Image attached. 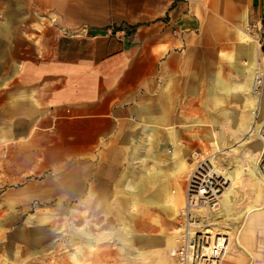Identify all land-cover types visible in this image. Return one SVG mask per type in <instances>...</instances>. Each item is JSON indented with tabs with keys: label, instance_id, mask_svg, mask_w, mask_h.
Returning a JSON list of instances; mask_svg holds the SVG:
<instances>
[{
	"label": "crops",
	"instance_id": "0c3cea01",
	"mask_svg": "<svg viewBox=\"0 0 264 264\" xmlns=\"http://www.w3.org/2000/svg\"><path fill=\"white\" fill-rule=\"evenodd\" d=\"M5 4L17 6L20 17L24 12V22L37 23L39 40L17 68L12 62L4 68L8 75L17 70L0 90V141L10 167H19L26 183L33 171L65 167L67 197L83 200L117 197L146 152L154 159L155 150L172 143V127L187 118L188 103L201 114L200 103L227 102L223 89L234 84L232 69L250 73L258 46L249 36L256 38L264 23V0ZM257 73L246 82L248 102L254 94L264 97V84L258 93L250 90Z\"/></svg>",
	"mask_w": 264,
	"mask_h": 264
},
{
	"label": "rangeland",
	"instance_id": "374dc122",
	"mask_svg": "<svg viewBox=\"0 0 264 264\" xmlns=\"http://www.w3.org/2000/svg\"><path fill=\"white\" fill-rule=\"evenodd\" d=\"M5 1L9 3L0 0V90L17 73L15 69L8 75L4 68L39 47L37 23L24 22V12L20 17L19 8L9 7ZM249 37L258 46L256 65L250 73L232 69L234 84L223 89L228 101L214 103L212 108L200 103L204 107L201 114L193 111L194 103H188L187 118L176 120L172 127L176 130L172 143L155 150L154 159L146 152L139 160L140 171L118 188L113 199L67 197L65 167L33 171L27 175V183L19 181V167H10L7 145L0 141V264H177L171 252L177 245V217L185 203L186 179L197 162L212 157L226 169L243 155L250 158L260 144L264 153V97L254 95L248 102L246 93L252 70L263 73L259 85L264 84L263 49L257 36ZM237 46L243 49L241 38ZM174 151L186 160L187 168L174 172L172 164L178 159ZM260 160L259 177L241 170L234 182L240 199L234 202L233 213H243L235 217L220 203L205 222L216 234L234 237L223 258L229 264L248 261V254L235 243L238 236L252 253L253 264H264V215L254 213L243 227L245 209L258 195L264 198ZM244 166L242 163L241 168ZM145 169L148 175L141 173ZM54 190L57 196L44 195ZM130 233L135 236L131 238ZM141 234L148 240L136 237Z\"/></svg>",
	"mask_w": 264,
	"mask_h": 264
},
{
	"label": "built area",
	"instance_id": "2783aa9c",
	"mask_svg": "<svg viewBox=\"0 0 264 264\" xmlns=\"http://www.w3.org/2000/svg\"><path fill=\"white\" fill-rule=\"evenodd\" d=\"M253 28V27H252ZM254 30V29H253ZM254 32L257 34L258 42L262 47L264 61V23L257 27ZM260 83L263 73L257 76ZM7 151H3L6 156ZM210 161L201 159L186 179L185 203L178 213L179 229L177 245L172 249V255L177 264H221L226 250L228 240L219 239L222 234H217V239L212 244L203 236V226L211 219V212L219 208V200L228 186L227 178L223 174H215L208 165ZM261 171L264 174V153L260 160ZM210 207L211 209H203ZM228 237V235H222Z\"/></svg>",
	"mask_w": 264,
	"mask_h": 264
},
{
	"label": "bare ground",
	"instance_id": "6f19581e",
	"mask_svg": "<svg viewBox=\"0 0 264 264\" xmlns=\"http://www.w3.org/2000/svg\"><path fill=\"white\" fill-rule=\"evenodd\" d=\"M262 64L264 66V61H263ZM257 76L258 75L254 76L253 79H252V84H251V87H250V90H251L252 93H258L260 91L259 90V87L260 86H259V82L257 80V78H258ZM256 148L258 150L256 152H254V154H252L250 158L248 157V155H243L242 158H241V160L240 159L239 160L237 159V161H238L237 163H232V164L228 165V167L226 169H224V166L221 167L220 162L217 161V160L212 159V157L209 160L210 162L208 163V165L210 166V168L213 169V172L215 174H218V175L223 174L227 178L228 186L226 187L225 192L221 196V198L219 200V204L222 203L224 205L225 210L227 212H229V213H233L234 212V209H233L234 208V202L236 200H239L240 199V197H239L240 194L239 195L235 194V193H237V190H238L237 188L238 187L237 186H234V182L236 180V177H237V175H239L238 173L241 170H248L249 173L253 177H259L260 176L259 175V160H260V156L262 154V145L260 144ZM196 154L197 153L194 154L195 157H196ZM173 155H177V152L174 151ZM242 163H244V165H245L243 168H241V164ZM187 167H188V164L186 163V161L184 159L181 158L180 161L178 163H176V166H175L176 170H175V172H178L180 169L187 168ZM158 174H159V172L158 173H155V174L152 173L153 176H156ZM261 175L264 178V174L262 172H261ZM147 201L150 202V203L152 202L151 199H147ZM157 205H159V204H157ZM182 207H181V209H182ZM204 209H211V208L210 207H205ZM201 210L203 211V208H201ZM263 211H264V198L260 202H255L254 204H252L251 206H249V207H247L245 209L244 212L246 213V215L244 217V223H243L244 225L243 226H245V224H246L247 220H249L248 218H249V216L251 214H253L255 212H263ZM242 213H243L242 211H239L237 214H236V212L233 213V214L235 215V217H238ZM199 223H200V226H203L202 229H203V232H204L203 233V236L205 237V240L208 241V242H210V244H212L213 241L217 239L216 232L214 230L210 229V227H208L206 225V223H203V220H201ZM130 235H131V238H132V235L135 236L133 233H130ZM240 236H241V234H240ZM136 237H138L141 240H148V238H149L145 234L144 235L141 234L139 236L137 235ZM219 239L228 240L227 247H229L230 244L232 242H234V237L226 238V237L220 235L219 236ZM235 243L240 248H242L243 251H245V252H247V253L250 254L249 264H253V262H254L253 261V255L250 252V250L247 247V245L244 243V241L242 239H240V237L238 236V237H236V242Z\"/></svg>",
	"mask_w": 264,
	"mask_h": 264
},
{
	"label": "water",
	"instance_id": "95a60500",
	"mask_svg": "<svg viewBox=\"0 0 264 264\" xmlns=\"http://www.w3.org/2000/svg\"><path fill=\"white\" fill-rule=\"evenodd\" d=\"M98 32L104 33L105 31L104 30H99V29H93L92 30V33H98Z\"/></svg>",
	"mask_w": 264,
	"mask_h": 264
}]
</instances>
